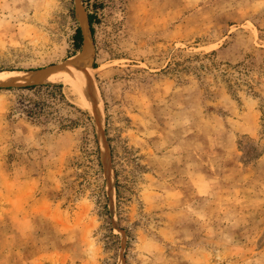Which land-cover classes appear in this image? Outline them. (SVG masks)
<instances>
[{"label": "rangeland", "instance_id": "374dc122", "mask_svg": "<svg viewBox=\"0 0 264 264\" xmlns=\"http://www.w3.org/2000/svg\"><path fill=\"white\" fill-rule=\"evenodd\" d=\"M85 54L113 197L74 88L0 83V264H264V0H0V71Z\"/></svg>", "mask_w": 264, "mask_h": 264}, {"label": "bare ground", "instance_id": "6f19581e", "mask_svg": "<svg viewBox=\"0 0 264 264\" xmlns=\"http://www.w3.org/2000/svg\"><path fill=\"white\" fill-rule=\"evenodd\" d=\"M80 11L81 9L78 8ZM78 13V12H77ZM80 13V12H79ZM83 14V10H82ZM79 14V15H82ZM78 15V14H77ZM78 15V16H79ZM77 16V17H78ZM80 17V16H79ZM82 22L85 21V15L80 17ZM87 35V34H86ZM88 36V35H87ZM83 54V53H82ZM84 56H71L67 58L60 66L48 69L45 72L40 71H0V83H17L26 84L36 81L40 78L46 81L59 80L74 88L81 96L83 105L89 108L94 117V125L98 135L99 147L101 152V161L103 164L105 177L107 179V192L113 197L112 172L108 156V148L104 141L100 125L102 124L101 117V99L94 85L91 72L85 65ZM69 64V65H68ZM74 64V65H73ZM68 65L66 68H64ZM86 66V67H85ZM59 72L58 69L62 68ZM94 69V68H93ZM43 81V80H42ZM98 110V111H97Z\"/></svg>", "mask_w": 264, "mask_h": 264}, {"label": "trees", "instance_id": "16d2710c", "mask_svg": "<svg viewBox=\"0 0 264 264\" xmlns=\"http://www.w3.org/2000/svg\"><path fill=\"white\" fill-rule=\"evenodd\" d=\"M87 21H88V24H89L90 31L93 34V26H92V24H93L94 21H96L95 15H93L91 13H88L87 14ZM83 39H84L83 31H82V29L80 27H77L76 30H75V33L73 35V48H74V51H77V50H79L81 48V44H82ZM43 86H45V88L47 89V92L51 96L56 97V95L58 93H56L55 90L60 87V84H37L35 82L24 84V87L25 88H29V89L34 88V87L40 88V87H43ZM60 95H61V93H60ZM77 111L81 114L80 119H77V121L82 120V122H84L85 120H88V121L91 120V117L85 111H83V110H81L79 108H77ZM96 160H97V166L101 167V163H100L98 155L96 157ZM102 195H103V197H105L104 193ZM103 208L106 211V214H108V210H107L106 204L103 206Z\"/></svg>", "mask_w": 264, "mask_h": 264}, {"label": "water", "instance_id": "95a60500", "mask_svg": "<svg viewBox=\"0 0 264 264\" xmlns=\"http://www.w3.org/2000/svg\"><path fill=\"white\" fill-rule=\"evenodd\" d=\"M84 40L86 41L87 40V35H84ZM33 83V82H32ZM6 84H9V83H6ZM26 84H28V83H26ZM0 85H2V84H0Z\"/></svg>", "mask_w": 264, "mask_h": 264}]
</instances>
